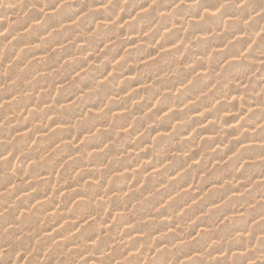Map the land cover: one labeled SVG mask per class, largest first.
<instances>
[{
	"label": "clouds",
	"instance_id": "clouds-1",
	"mask_svg": "<svg viewBox=\"0 0 264 264\" xmlns=\"http://www.w3.org/2000/svg\"><path fill=\"white\" fill-rule=\"evenodd\" d=\"M0 264H264V0H0Z\"/></svg>",
	"mask_w": 264,
	"mask_h": 264
}]
</instances>
